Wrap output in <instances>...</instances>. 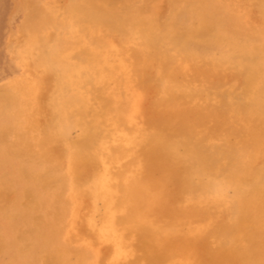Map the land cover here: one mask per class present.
Returning <instances> with one entry per match:
<instances>
[{
  "label": "bare ground",
  "instance_id": "obj_1",
  "mask_svg": "<svg viewBox=\"0 0 264 264\" xmlns=\"http://www.w3.org/2000/svg\"><path fill=\"white\" fill-rule=\"evenodd\" d=\"M14 7L13 264H264V0Z\"/></svg>",
  "mask_w": 264,
  "mask_h": 264
},
{
  "label": "rangeland",
  "instance_id": "obj_2",
  "mask_svg": "<svg viewBox=\"0 0 264 264\" xmlns=\"http://www.w3.org/2000/svg\"><path fill=\"white\" fill-rule=\"evenodd\" d=\"M17 0H0V86L7 83L14 78L13 68L19 71L21 75L22 67H19L14 62V57L11 50L8 49L9 38L12 36L15 27L20 24L22 16L19 11H16L15 4ZM15 65V67L13 66ZM8 79V80H7ZM10 90V87H6ZM2 91H0L1 94ZM7 95V93H6ZM0 96V101L6 97ZM16 105H14L11 112L0 110V130L16 121ZM9 131V130H8ZM6 131V132H8ZM22 133V131H19ZM14 135L8 136V140L13 142ZM1 144V143H0ZM6 146V145H5ZM43 162L40 160H28V158L20 157L17 152L9 147L0 145V190L7 189L8 197L10 196L14 202L13 205L2 206L0 203V239H7L10 231L18 225L21 215L16 212L17 205L15 201H19L20 195L25 185V179H21V172L26 170H36L43 168ZM0 247V264H13L16 259L10 258L9 255L12 248Z\"/></svg>",
  "mask_w": 264,
  "mask_h": 264
}]
</instances>
